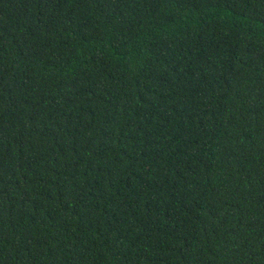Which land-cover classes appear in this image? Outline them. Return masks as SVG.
<instances>
[{
  "label": "trees",
  "instance_id": "trees-1",
  "mask_svg": "<svg viewBox=\"0 0 264 264\" xmlns=\"http://www.w3.org/2000/svg\"><path fill=\"white\" fill-rule=\"evenodd\" d=\"M0 264H264V0H0Z\"/></svg>",
  "mask_w": 264,
  "mask_h": 264
}]
</instances>
